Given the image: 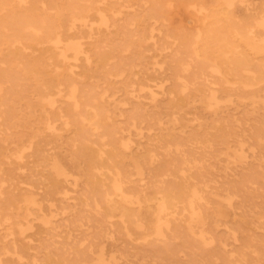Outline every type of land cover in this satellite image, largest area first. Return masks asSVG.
I'll use <instances>...</instances> for the list:
<instances>
[{"label":"bare ground","instance_id":"1","mask_svg":"<svg viewBox=\"0 0 264 264\" xmlns=\"http://www.w3.org/2000/svg\"><path fill=\"white\" fill-rule=\"evenodd\" d=\"M235 1L247 3L220 0L216 12ZM205 7L202 5L201 9ZM109 11H97L99 26H108ZM93 15V0H0V53L6 47V62L11 65L20 60L25 73L36 79L30 98L33 101L26 108L28 113L38 112L42 119L38 125H30L28 131L15 132L10 142L13 146L0 141V243L7 254L0 264H29V241L39 230H54L47 215L53 217L57 210L75 206V197L70 194L81 182L91 186L96 219L107 227L91 225L95 241L83 250L84 257L91 254L94 264H108L104 259L107 254L113 260V250L108 245L115 241L111 229L114 224H119L127 237L131 236L129 226L134 225L144 239L151 237V242L164 243L181 236L202 248L214 249L212 256L217 257L219 264H264V239L256 242L252 235L245 234L249 231L246 213L239 214L238 219L231 210L237 190H225L223 195L210 186L198 157L185 153V141H170L178 120L192 122V128L200 131L208 126L207 119L217 124L223 121L218 126L220 149L225 152L221 160L239 161L240 169L251 172L247 159L253 156L254 148L250 141L259 135L246 134L238 123L228 124L230 118L224 112L234 100L237 108L233 110L244 111L238 108L250 104V93L235 92L236 87L231 88L232 93L228 91L223 87L227 80L219 76L220 70L204 62L196 66L200 73L192 78L188 76L193 71L190 64H169L164 75L148 74L146 66L141 73L147 77L139 81L142 88L137 93L125 78H121L122 96L95 90L98 85L92 83L86 90L87 80L94 78L106 59L96 51L93 41ZM145 29L142 23L140 31ZM241 31L247 35L241 36L246 47L264 55V10L247 18ZM5 32L9 36H2ZM206 67L217 75L214 80L202 75ZM257 68L249 71L252 79ZM160 69L155 71L161 74ZM9 70L0 72V76L6 78ZM115 73L124 77L125 71L116 69ZM166 81L172 84L165 86ZM240 86L246 88L250 84L240 82ZM177 93L185 96L175 101ZM120 106L123 109L119 110L118 119L114 110ZM183 106L189 110L180 113ZM187 113L192 117H185ZM12 116L10 112L8 120ZM165 123L170 127H163ZM155 129L158 132L144 133ZM62 131L76 133L82 142L83 166L61 157L56 149ZM93 135L101 141L99 148L88 146V142L96 140H88ZM193 140L200 142L197 136ZM204 140L209 142L202 147L204 152L209 148L207 153L212 143ZM232 167L237 166L234 163ZM113 206L120 212L115 213ZM134 208L147 209L145 221L133 217L130 210ZM115 216L118 221L113 220ZM219 230L225 234V242L217 235ZM93 247L98 249L93 252ZM35 261L32 259L30 264ZM78 262L84 264L85 260Z\"/></svg>","mask_w":264,"mask_h":264},{"label":"rangeland","instance_id":"2","mask_svg":"<svg viewBox=\"0 0 264 264\" xmlns=\"http://www.w3.org/2000/svg\"><path fill=\"white\" fill-rule=\"evenodd\" d=\"M219 3L220 0H93L92 21L96 28L93 41L96 51L103 54L106 59L94 78L87 80L84 89L90 90V83H92L98 85L95 90H106L107 94L113 97L122 96L121 78H125L126 83L132 82V88L137 93L142 88L139 81L147 77L146 74L141 73L146 66L149 67L146 73L164 75L168 73L165 68L169 64H190L193 71L188 76L192 78L200 73L196 71V66L204 62L220 70L219 76L227 80L223 82V87L228 91L232 93L231 88L236 87L235 92H249L248 96L252 98L250 104L245 108H238L244 111L233 110L237 108L234 100L224 112L230 118L227 119L228 124L238 123L240 129H245L246 134L254 132L259 135L257 140L250 141L254 148L253 156L247 159L248 164L252 165L251 172L240 169L241 165L238 166V164L242 163H238L239 161L234 162L237 167L233 168L234 163L221 160L225 152L220 149L218 126L223 125V121L217 124L207 119L208 126L200 131L192 128V122L185 119L178 120L174 129L171 130L173 140L170 141L173 143L179 140L185 141L183 144L185 153L198 157V165L202 167L201 171L209 180L210 186L215 187L217 191H222L223 195L226 194L225 190L233 191V188L237 190L238 197L234 198L231 210L238 219L239 214L246 213L249 220L246 229L249 228V231L245 234L252 235L257 242L264 239V55L256 54L246 47L241 36L247 35L242 33L241 29L247 18L260 9L264 10V1L247 0L246 4L235 1L231 6H223L219 12H216L217 6H220ZM202 5L207 9H201ZM253 7L256 9L251 10ZM106 8L110 9L107 15L108 26H99L97 11ZM142 23L146 28L144 32L140 31ZM2 36H9L8 32L2 33ZM114 47L115 50H113ZM7 53L6 47L0 53V72L11 68L5 74L6 78L0 76L2 87L0 141L4 140L8 146H13L14 144L10 142L15 132L28 131L30 125H38L42 119H39L41 117L38 112L28 113L26 108L27 103L33 101L30 98L33 96L36 79L25 73L24 64L22 65L20 60H16L11 65L8 64ZM154 62L158 64H153ZM254 66L258 67V73H255V78L252 79L253 74L249 71L254 70ZM159 67H162L161 74L155 71ZM116 69L124 70V77L118 76L115 73ZM202 75L207 76L209 80H214L217 76L207 67ZM159 81L160 79L157 81L158 84ZM240 82H246L250 86L243 88ZM163 84L170 86L172 82L166 81ZM184 96L181 95V97ZM181 97L177 93L173 100L176 101ZM180 108V113L189 110L187 106ZM120 109L122 110L123 106L114 110L118 119ZM10 112L13 116L8 120ZM185 117L190 118L192 114L187 113ZM233 118L237 121H233ZM182 125L186 127H180ZM163 127L170 126L165 123ZM149 132L156 133L158 130L144 131L145 135ZM62 135L63 137L55 143L61 157L76 166H83L82 142L78 140L76 133L62 131ZM195 136L200 142L196 143L193 140ZM89 139L96 140L94 143L88 142V146L92 148L101 146V141L96 136H89ZM204 139L212 143L211 151L207 153L205 152L209 148H206L205 152L202 151V147L209 144ZM190 148L193 152L189 150ZM162 150L161 148L160 151ZM38 168L40 167L35 169ZM92 194L91 186L81 182L76 191L70 194L75 197L72 201L76 204L75 206L66 208L63 204L62 207H65V210H57L53 213V217L47 215L54 230L47 232L39 230L34 240L29 241L30 256L26 260L29 264L32 259L37 261L35 264H83L78 262L80 259L85 260L84 264L95 263L90 257L91 254L89 257L88 255L84 257L86 250L83 248L95 241L93 236L95 229L91 225L102 224L104 228L107 227L104 222L96 219L97 216L92 207ZM113 210L115 213L120 212V209H115L114 206ZM130 212L134 218L143 221L147 218V209L134 208ZM74 216L82 219L76 221ZM113 220L118 221V216H115ZM111 229L114 230L112 238L115 241L113 245L112 243L108 245L113 250L111 255L113 260L109 258V254L104 256L108 264H219L217 257L212 256L216 252L214 249L212 251L207 247L202 248L197 243L187 242L181 236L164 243L151 242L152 238L144 239L141 230L134 225L129 226L130 237L124 234V229L119 224H114ZM181 229L179 226L178 230ZM217 235L224 238L225 242L226 236L221 230L217 232ZM80 239L82 241L78 242ZM230 246L228 243L227 247ZM96 249L98 248L93 247V252ZM95 257L96 254L92 258ZM6 258L7 254L3 253L2 243H0V260H6Z\"/></svg>","mask_w":264,"mask_h":264}]
</instances>
